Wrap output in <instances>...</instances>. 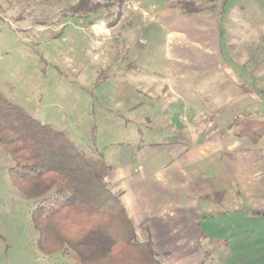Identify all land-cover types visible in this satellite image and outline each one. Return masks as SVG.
Returning <instances> with one entry per match:
<instances>
[{"label":"rangeland","instance_id":"rangeland-1","mask_svg":"<svg viewBox=\"0 0 264 264\" xmlns=\"http://www.w3.org/2000/svg\"><path fill=\"white\" fill-rule=\"evenodd\" d=\"M77 2L0 0L6 96L114 167L149 139L167 143L168 163L166 114L210 117L225 139L264 147V0H92L100 8L87 14ZM15 165L0 145V264H80L69 248L40 250L38 200L14 186ZM241 246L235 264H264Z\"/></svg>","mask_w":264,"mask_h":264},{"label":"crops","instance_id":"crops-1","mask_svg":"<svg viewBox=\"0 0 264 264\" xmlns=\"http://www.w3.org/2000/svg\"><path fill=\"white\" fill-rule=\"evenodd\" d=\"M168 99L180 101L179 95ZM164 119L174 138L168 163L159 150L165 142L149 139L136 144L138 158L110 164L107 177L121 192L138 239L151 240L164 264H235L247 256L243 243L264 252L258 228L264 225V147L225 139L210 117Z\"/></svg>","mask_w":264,"mask_h":264},{"label":"trees","instance_id":"trees-1","mask_svg":"<svg viewBox=\"0 0 264 264\" xmlns=\"http://www.w3.org/2000/svg\"><path fill=\"white\" fill-rule=\"evenodd\" d=\"M99 8L78 0L71 10ZM0 145L16 161L10 169L14 186L38 200L32 219L42 252L69 248L80 264H164L151 240L138 239L121 192L107 181L112 167L103 155L79 148L1 89Z\"/></svg>","mask_w":264,"mask_h":264}]
</instances>
